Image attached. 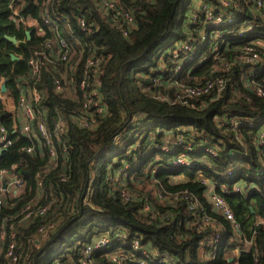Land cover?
<instances>
[{"label": "trees", "instance_id": "1", "mask_svg": "<svg viewBox=\"0 0 264 264\" xmlns=\"http://www.w3.org/2000/svg\"><path fill=\"white\" fill-rule=\"evenodd\" d=\"M199 2L219 13L223 9L220 0H120L136 17L124 36L119 19L103 12L99 0H0V122L12 129V114L1 98L2 84L16 102L18 81L27 75L30 57L53 38L48 28L36 35L35 28L24 22L42 26L47 12L69 17L72 31L84 42L75 46L73 56L80 64L77 81L90 56L100 60L98 82L106 110L95 132L71 127L69 138L62 140L71 147L65 168L61 164L47 168L46 143L36 140V153L30 155L25 150L31 142L10 134L13 144L0 155V169L16 167L27 188L15 203L5 202L0 234L2 229L8 234L14 229L21 257L17 264L78 263L87 245L119 233L126 238L107 253L125 255V264L152 261L134 250L136 240L142 250L171 254V264H264V224L256 225L264 220V145H259L264 96L258 94L259 89L264 92V48L253 45L262 57L254 79L245 78L247 70L237 62L247 44L264 42V9H256L252 0H234L238 12L232 8L224 12L233 10L242 17L217 29L218 34L235 37L248 22L254 26L253 34L210 52L198 46L206 20L197 9ZM76 18L86 20L87 32L79 31ZM59 25L63 29V23ZM27 30L32 31L30 40ZM211 34L210 44L217 35ZM6 36L15 37L18 44ZM183 44L197 51H179ZM11 55L19 60L13 61ZM218 79L226 82L222 92L215 88L188 104L175 88L180 91ZM46 85L50 123L56 117L54 107L66 116L78 111V105L54 94L48 81ZM54 145L59 147L56 140ZM165 147L175 152L167 153ZM181 159L192 167L175 166ZM38 174L44 176L42 188L37 186ZM209 186L230 206L239 231L215 212L207 195ZM234 188L241 192L234 193ZM34 201L38 206L51 203V210L24 221L22 210ZM216 233V242L207 244ZM245 242L251 246L246 248ZM10 243L8 236L0 240V264L10 263L6 259ZM236 250L239 255H234ZM97 259L95 264H113L107 254Z\"/></svg>", "mask_w": 264, "mask_h": 264}, {"label": "built area", "instance_id": "2", "mask_svg": "<svg viewBox=\"0 0 264 264\" xmlns=\"http://www.w3.org/2000/svg\"><path fill=\"white\" fill-rule=\"evenodd\" d=\"M99 1L101 10L103 12H112L115 15V18H118L121 22L120 28L122 29L123 35L128 36L136 21L135 14L131 8L123 6L120 3V0ZM252 3L256 9H264V2L262 0H252ZM220 4L223 8L221 13L209 9L203 3H197L199 13L203 14L206 18L205 31L202 32L201 42L198 45L202 50L209 49L210 52H216L221 45L231 43V39L242 38L249 34H253L254 26L248 22L243 25L235 37H232L227 33L219 35L217 29L233 25L242 17L232 13L234 11L238 12L240 9L238 5L234 3V0H220ZM224 8H226V10L232 8L234 11L232 10L231 13L224 12ZM192 19L197 20V15H193ZM42 22V26L35 22L36 35L44 33L46 27L53 33V38L45 44L42 50L33 52L30 57L28 61V73L18 81L17 88L19 90V96L17 101L15 102L13 100L8 91L6 93H2L1 91V98L3 101L5 98L7 101L12 100L16 107L12 111L8 110L12 114L13 119L11 130L0 122V155L3 151L12 146L13 140L10 136V134H12L18 137L27 138L31 142V145L25 150L30 155L36 153V140H41L46 143L48 145L47 168L57 167L59 164L65 168L64 161L69 156L71 147L68 146L66 142L63 143L62 140L69 138L71 127L75 126L83 131L95 132L102 119L106 117V110L103 108V97L98 82V78L101 74L100 60L94 56H90L82 67L83 73H81V80L77 81L75 79L76 71L80 64L79 61L74 62L73 56L75 54V46L80 47L84 42L74 31H72L70 18L60 14L47 12L42 16ZM59 22L63 23V29L60 28ZM76 22L80 32L85 33L89 30L84 18H76ZM25 23L26 22H24V24ZM193 24H196V22ZM211 29L215 30L210 32ZM211 33L217 34L214 43L212 44H210ZM253 45H260L264 48V45L261 44L260 40H257L256 42L254 41V43L251 42L244 47L241 56L237 58V62L247 70L245 74V78L247 79H254L261 69L262 57ZM179 51H191L194 54L197 51V47L193 49L190 44H183L181 46L179 45ZM51 66H53V70L50 73L49 68ZM180 66L182 67V65ZM180 69L181 68L178 66L176 72L179 73ZM46 81H48L54 94L69 99L78 105V111H72L69 113V116H66L63 115L57 107H54L53 109L55 110L56 117L52 123H50L49 114L51 109L45 104L50 96V90L46 85ZM225 87L226 82L222 79L211 81L206 85L199 84L186 88L182 87L180 99L183 103L188 104L189 100L210 95L215 88H217L220 93ZM258 94L264 96V92L260 89L258 90ZM235 121L236 120H233L231 124L234 129H238L239 124ZM254 124V122L253 124H249V127L253 128ZM54 140L59 143L58 148L55 147ZM259 145H264V131L261 133ZM164 151L167 153H173L175 152V149L169 150L165 147ZM212 154L215 155L214 153ZM61 158L63 159L62 161L60 160ZM174 165L178 167H192V164L185 159L174 162ZM16 169V167H13L11 171L0 169V212L7 200L14 201L15 203V201L19 200L26 191L27 181L17 173ZM126 172L127 170L122 172L124 177L127 176ZM37 179L38 188H42L44 176L38 174ZM66 180V177H61L62 182H65ZM93 182L94 178L92 179L91 184ZM206 184H208V181H206ZM209 187L207 195L215 212L230 222L235 231H239L240 225L230 206L223 197L214 193L212 186ZM239 192H241L240 188H234V193L238 194ZM123 195L125 198H129V195L126 192H123ZM41 196L42 193L37 195L36 198L40 199ZM36 203L38 202L34 201L33 204L30 203L22 210L24 221H31L37 216L43 217L51 210V203H48L45 206H38ZM145 211H150V207L146 206ZM260 224H264V220L258 221L256 225ZM39 231L42 232L43 229ZM7 234V230L2 229L0 240H3L8 236L11 241L6 252V259L9 260V264H17L21 257L14 229L11 230L8 235ZM125 238V234L121 233L112 237H99L93 243L84 248L79 262L73 264H95V262L98 261L97 256L99 254H107V259H111L113 264H125V255L116 251L107 253L109 247L118 246ZM218 238L219 233L214 234L208 239L207 244L212 245ZM241 241H243V239L240 240V243ZM132 244L135 251H142L146 258L152 259L150 262L141 259L136 264H171L173 262L171 254L167 252L161 253L155 250H142L138 240ZM250 246V242H245L246 248ZM239 253L240 250H236L234 255H239Z\"/></svg>", "mask_w": 264, "mask_h": 264}, {"label": "water", "instance_id": "3", "mask_svg": "<svg viewBox=\"0 0 264 264\" xmlns=\"http://www.w3.org/2000/svg\"><path fill=\"white\" fill-rule=\"evenodd\" d=\"M26 36H27L28 40H30L31 39V32L27 31L26 32ZM6 40H8L9 42H11L14 45L18 44V41H17V39L15 37L6 36ZM11 59L13 61H18L19 60V58L17 56H15V55H11ZM1 91H2V93H6L7 92V88H6V84L5 83L2 85ZM252 211H253V209H252Z\"/></svg>", "mask_w": 264, "mask_h": 264}, {"label": "rangeland", "instance_id": "4", "mask_svg": "<svg viewBox=\"0 0 264 264\" xmlns=\"http://www.w3.org/2000/svg\"><path fill=\"white\" fill-rule=\"evenodd\" d=\"M181 15H182V11H180V13L178 14V19H180L181 18ZM30 26V25H29ZM33 26H34V24H33ZM28 27V26H27ZM30 32V31H29ZM261 44H263L264 45V42H261ZM176 88V91L178 92V93H182V90L181 91H179V86H176L175 87ZM4 103H5V105H6V107H7V109L9 110V111H12L16 106H15V103L11 100V101H7L6 100V98L4 99ZM176 181H178V179L176 180ZM148 190H150V187H148ZM37 242V241H36Z\"/></svg>", "mask_w": 264, "mask_h": 264}, {"label": "crops", "instance_id": "5", "mask_svg": "<svg viewBox=\"0 0 264 264\" xmlns=\"http://www.w3.org/2000/svg\"><path fill=\"white\" fill-rule=\"evenodd\" d=\"M33 24H34V26H33ZM25 26H28V28H35V21H33V20H30V21H28V22H26L25 24H24ZM30 25V26H29ZM28 31V30H27ZM26 31V32H27ZM30 32H31V30H30Z\"/></svg>", "mask_w": 264, "mask_h": 264}, {"label": "bare ground", "instance_id": "6", "mask_svg": "<svg viewBox=\"0 0 264 264\" xmlns=\"http://www.w3.org/2000/svg\"><path fill=\"white\" fill-rule=\"evenodd\" d=\"M256 42V41H255ZM253 43H254V41H253Z\"/></svg>", "mask_w": 264, "mask_h": 264}]
</instances>
